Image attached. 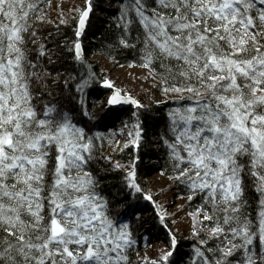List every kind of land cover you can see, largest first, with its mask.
Here are the masks:
<instances>
[{"label": "snow or ice", "instance_id": "1", "mask_svg": "<svg viewBox=\"0 0 264 264\" xmlns=\"http://www.w3.org/2000/svg\"><path fill=\"white\" fill-rule=\"evenodd\" d=\"M115 2L117 34L100 54L147 70V102L88 63L82 37L101 0H84L70 42L45 34L46 0H0V264H132L153 224L167 246L140 264H264V0ZM160 112V174L200 201L184 254L175 213L138 175ZM116 122L136 155L105 158L122 173L106 194L93 165L99 129Z\"/></svg>", "mask_w": 264, "mask_h": 264}, {"label": "trees", "instance_id": "2", "mask_svg": "<svg viewBox=\"0 0 264 264\" xmlns=\"http://www.w3.org/2000/svg\"><path fill=\"white\" fill-rule=\"evenodd\" d=\"M65 0H46L45 12H49L51 5L53 3L60 4ZM84 2L81 7H83ZM118 14V7L115 0H101L99 7L96 10L95 16L90 17V27L86 28V36L82 37L84 46L87 50V60L88 63L92 65V70L96 73H103L107 77V73L101 63V60L104 59L107 62L113 63V65L121 67L119 64H115L110 57L102 56L100 53L104 51V46L108 41L113 39L117 34L115 29L116 16ZM47 17V16H46ZM69 25H64L61 23H51L47 22V18L44 21L45 34L47 31H52L57 33L64 40H70L73 37V27H75V22L72 20L69 21ZM59 30V31H58ZM65 56L69 55L68 53L64 54ZM55 58V57H54ZM121 63L124 66H128L131 61L130 57H125L121 55L119 57ZM77 71H83L87 73L88 68H77ZM99 92H106L104 89H99ZM95 99V95L88 98V102L92 103ZM100 99H104L103 95L100 96ZM155 107V105H153ZM124 113L125 120L128 119L131 112L135 111L133 107H126ZM167 109H164L166 111ZM159 111V109H158ZM101 134L105 137L101 150V158L93 165V170L98 174L100 178V188L99 190L106 193H114L120 185L122 173L120 171H111L110 162L105 158H111V162L119 161L121 164H127L130 159L136 155V150L134 148H122L118 152L108 153V149L115 141L119 138V132L122 131V124L116 122L114 127H110L107 130L99 129ZM166 117L163 112H160L159 115L155 118L150 119L146 125V135H147V146L141 152L143 163L138 169V175L140 181L143 183L144 187L147 188V178L156 174H160L161 168L164 166L165 161V150L159 146V135L161 132H166ZM99 143V142H98ZM106 169H108L106 171ZM167 178V175H163ZM168 179V178H167ZM171 187H173L176 192L177 197H183L186 199L184 206L188 213L195 211L197 205L200 203L199 198H194L192 201H188L186 198V193L175 184L171 182ZM156 195V194H154ZM159 195H156L158 200ZM152 210L150 207H145L143 215L146 219H150ZM191 216V215H190ZM192 217V216H191ZM193 220V218H192ZM203 220V218L201 219ZM173 231L176 232L178 236L182 237L180 249L181 254L189 253L192 250L191 246H194L197 241L196 238H186L183 233H178L173 224L168 220ZM205 224L209 222L204 221ZM145 232L149 233L148 242L145 243L143 240L138 245L137 251H133L130 255L132 264H140L142 261V255L145 251L150 248L152 245L157 243H167V234L166 230H163L158 224L150 225L147 229H141V235ZM144 260V259H143Z\"/></svg>", "mask_w": 264, "mask_h": 264}, {"label": "rangeland", "instance_id": "3", "mask_svg": "<svg viewBox=\"0 0 264 264\" xmlns=\"http://www.w3.org/2000/svg\"><path fill=\"white\" fill-rule=\"evenodd\" d=\"M83 2L84 0H65L60 4L53 3L46 15L47 22L60 23L61 19L72 20V17L78 16V10L81 8ZM101 63L107 73V78L114 81L117 87L130 91L132 95L138 97L143 102L148 101L154 89L152 87V79H145L147 76L146 69L128 66L118 67L104 59L101 60ZM121 132H119V138L109 147L108 153H115L123 148L126 137ZM147 184V188L153 194L159 195L158 202L163 203L170 213H175L174 216L168 218L171 223L175 220V224H173L174 229L178 233H183L187 239L192 238L193 220L184 206L186 199L178 198L176 192L173 190L174 188L171 187V181L161 174L148 177ZM202 218L201 216L200 219ZM166 246L167 243L154 244L145 251L142 258L144 260L155 259L160 249Z\"/></svg>", "mask_w": 264, "mask_h": 264}, {"label": "water", "instance_id": "4", "mask_svg": "<svg viewBox=\"0 0 264 264\" xmlns=\"http://www.w3.org/2000/svg\"><path fill=\"white\" fill-rule=\"evenodd\" d=\"M86 28H87V27H86ZM104 91H106V92H107L108 90H105V89H104ZM126 107H132V106H125V108H126Z\"/></svg>", "mask_w": 264, "mask_h": 264}]
</instances>
